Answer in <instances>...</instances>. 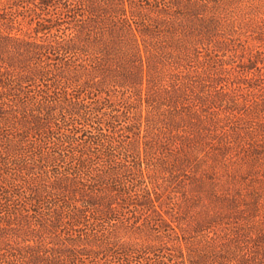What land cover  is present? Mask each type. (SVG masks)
I'll return each mask as SVG.
<instances>
[{"label":"trees","instance_id":"trees-1","mask_svg":"<svg viewBox=\"0 0 264 264\" xmlns=\"http://www.w3.org/2000/svg\"><path fill=\"white\" fill-rule=\"evenodd\" d=\"M262 2L0 0V264H264L224 157L229 59L264 134Z\"/></svg>","mask_w":264,"mask_h":264},{"label":"rangeland","instance_id":"rangeland-1","mask_svg":"<svg viewBox=\"0 0 264 264\" xmlns=\"http://www.w3.org/2000/svg\"><path fill=\"white\" fill-rule=\"evenodd\" d=\"M263 12L259 17L264 20V2H262ZM264 37V34H263ZM263 39L264 38H259ZM229 65L227 69L230 71L225 74V77L229 82L238 83V85L232 87L235 89L232 93V89L227 91L231 93L229 98H233V102L229 101V118L224 121L225 135L224 139L228 142L230 149L227 150L224 155L228 164V176L231 178L234 176L235 172L240 171L241 177L239 179L242 183L244 189V200L247 210L254 208L258 203V212L260 216H264V134L256 133L253 142H245L247 135L246 131L249 127H256L257 120L255 117H249V109L247 105L251 104L253 100L251 90L248 88L247 83L250 79H256L259 73L254 68H262V65L249 64L247 60H240L236 58L233 60H228ZM250 68H253L250 70ZM246 70H249L246 71ZM231 83V84H232ZM240 86V88H237ZM235 104V105H234ZM233 142H239V145ZM248 143V144H247ZM252 145L255 147L253 148ZM226 169V167H225ZM236 171L233 173V171ZM183 184L188 186L189 181H184ZM183 184H181L183 186ZM179 188V183L177 185ZM182 190L183 187H182ZM255 197V199L253 198Z\"/></svg>","mask_w":264,"mask_h":264}]
</instances>
